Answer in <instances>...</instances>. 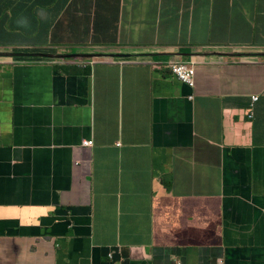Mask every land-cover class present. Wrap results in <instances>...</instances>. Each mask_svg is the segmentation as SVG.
Here are the masks:
<instances>
[{"label":"crops","instance_id":"crops-1","mask_svg":"<svg viewBox=\"0 0 264 264\" xmlns=\"http://www.w3.org/2000/svg\"><path fill=\"white\" fill-rule=\"evenodd\" d=\"M22 12L0 0L4 40ZM40 23L42 47L102 57L0 69V264H264V0L49 2ZM181 59L194 89L153 65Z\"/></svg>","mask_w":264,"mask_h":264},{"label":"clouds","instance_id":"clouds-1","mask_svg":"<svg viewBox=\"0 0 264 264\" xmlns=\"http://www.w3.org/2000/svg\"><path fill=\"white\" fill-rule=\"evenodd\" d=\"M70 0H66V3H68ZM72 4V2H71ZM70 4V5H71ZM67 5V4H66ZM70 7V6H69ZM63 46H56L55 48H49L46 49V47H41V50L34 51L31 48H11V47H2L0 46V52L3 53H45V54H52L56 56H67V57H62V58H47V57H29V58H17V57H0V69H2L4 66L10 67L16 62H19L20 59L22 61H25L27 59H38V60H43V61H48V62H56L57 64L59 63H66L68 60L72 59H87V60H94L97 61L102 57V55L98 53H93L97 49H83V50H88L90 53H72V54H67V52L62 48ZM44 49V50H43ZM255 49V48H253ZM32 50V51H28ZM46 50H49L47 52H44ZM264 52V48H260L259 53H256V56L262 55ZM252 52L251 51H239L236 53L232 54H222V53H215L219 54L221 56H226V55H232L236 56L239 58H242L243 55H250ZM149 56H154V55H149ZM160 58H167L164 56H160ZM154 68L160 69V70H166L170 71L173 76H175L179 81H181L183 84H186L189 88L194 89L196 87V62L195 61H186V60H166L164 62H161L160 66L157 64H153ZM191 98H194L192 96ZM259 100L258 95L251 96V103H250V110H249V115L248 117L253 119L254 117V104ZM95 144L94 140H87L84 142V146L87 147H93ZM111 258L114 257V254L110 255ZM218 263L224 264L223 260H220ZM175 264H182L181 262H177Z\"/></svg>","mask_w":264,"mask_h":264},{"label":"trees","instance_id":"trees-1","mask_svg":"<svg viewBox=\"0 0 264 264\" xmlns=\"http://www.w3.org/2000/svg\"><path fill=\"white\" fill-rule=\"evenodd\" d=\"M23 6L22 15L19 18H16L14 14H5L4 17L18 19V23H14V26H19L15 30L16 33L20 34L23 38V41L11 43L10 40H4L2 33L0 32V45L2 47H18V48H30L31 46L41 48L47 39L49 32L43 28L40 23V17L42 11L47 7L50 2V5L55 10L56 19L60 16L64 8L66 7V0H18ZM29 16L35 23L34 30L27 29L24 26H21L22 18ZM0 30L1 27H0ZM46 31V32H45Z\"/></svg>","mask_w":264,"mask_h":264},{"label":"water","instance_id":"water-1","mask_svg":"<svg viewBox=\"0 0 264 264\" xmlns=\"http://www.w3.org/2000/svg\"><path fill=\"white\" fill-rule=\"evenodd\" d=\"M0 57H17V58H29V57H47V58H62L67 56H56L52 54H45V53H3L0 52Z\"/></svg>","mask_w":264,"mask_h":264},{"label":"rangeland","instance_id":"rangeland-1","mask_svg":"<svg viewBox=\"0 0 264 264\" xmlns=\"http://www.w3.org/2000/svg\"><path fill=\"white\" fill-rule=\"evenodd\" d=\"M263 45H264V43H263ZM249 48H252V47H249Z\"/></svg>","mask_w":264,"mask_h":264},{"label":"bare ground","instance_id":"bare-ground-1","mask_svg":"<svg viewBox=\"0 0 264 264\" xmlns=\"http://www.w3.org/2000/svg\"><path fill=\"white\" fill-rule=\"evenodd\" d=\"M28 60V59H27Z\"/></svg>","mask_w":264,"mask_h":264}]
</instances>
